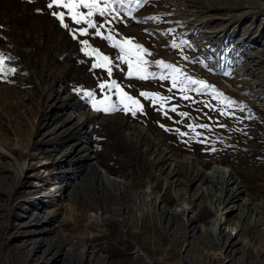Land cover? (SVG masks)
<instances>
[{
  "label": "rangeland",
  "instance_id": "374dc122",
  "mask_svg": "<svg viewBox=\"0 0 264 264\" xmlns=\"http://www.w3.org/2000/svg\"><path fill=\"white\" fill-rule=\"evenodd\" d=\"M48 2L0 0V53L16 69L0 73V264H264V0H141L139 6L133 0L118 7L119 17H109L100 32L147 49L145 67L156 73L147 80L129 77L120 49L94 35L95 29L74 38L72 31L85 25L75 24L62 7L48 9ZM52 11L65 12L69 28ZM95 21L99 25L104 18L97 15ZM81 40L111 59V75L93 68L96 57L83 51ZM129 59L135 72L136 58ZM161 60L213 87L181 75L173 87L172 70L155 63ZM161 73L170 78L161 80ZM104 81H115L143 110L124 111L116 89L98 87ZM89 90L97 100L111 96L117 109H93L84 96ZM140 92L167 100L154 103ZM73 121L75 128L57 131ZM73 142L122 179L124 188L95 177L86 161L66 153ZM165 151L176 159L190 157L192 167L206 171L213 165L232 169L248 189L243 197L261 204L260 225L247 232L237 227L239 216L227 214L231 203L216 207L208 195L199 216L198 200L190 205L198 225L216 217L225 222L238 241L231 256L217 245L203 246L192 226L162 214L161 198L169 209L180 206L164 187L169 163L153 162ZM47 156L54 161L40 165ZM49 176L69 182V191L44 197L55 182ZM188 179L192 173L179 186L187 190L182 197L192 200L201 183ZM137 189L150 191V200L134 197ZM246 205L239 214L257 217ZM98 212L101 218L92 215ZM135 245L148 259H133Z\"/></svg>",
  "mask_w": 264,
  "mask_h": 264
},
{
  "label": "bare ground",
  "instance_id": "6f19581e",
  "mask_svg": "<svg viewBox=\"0 0 264 264\" xmlns=\"http://www.w3.org/2000/svg\"><path fill=\"white\" fill-rule=\"evenodd\" d=\"M261 49L263 51V57H264V45H262ZM75 127H76V123L73 121L70 124L66 123V124L60 125V127H57V131H60V134H64L68 130L75 128ZM49 133L50 132L45 130L43 132V136L48 137L47 135ZM69 147L70 149L66 153H69L71 155L75 153L73 156H76V158L78 159L80 163L89 164L90 173H94L95 177L99 175L100 177H102L101 179H103L104 181L113 182V183L116 182L118 185L123 187V184H124L123 180L118 177L110 176L107 173V171L104 168H101L100 165L95 161L96 159L94 160V158L89 157V155L86 153L87 149H83L82 144L78 142H73V143H70ZM52 158L53 157L51 156L45 157L43 159V162L40 163V165H44L45 163L49 162L46 159L50 160ZM54 158H53V161H54ZM185 159L187 160V162H185ZM165 161L169 163V165H167V169H168L167 179L168 180L164 184L165 185L164 187H165L166 193L168 194L169 192L170 194L172 193L173 198L177 200L180 206L179 207L176 206L175 208L169 209L164 205L165 199L161 198L160 199V203H161L160 209L162 211V214L168 215L171 219H176L180 225L181 223L182 224L187 223L189 224V226H192V231L193 233H195V236H196L195 239L199 240L200 244H203V246L211 245V244L217 245L221 248L222 251L225 252L226 256H231L230 254H233V252L236 251V246H237L238 241L235 239V237H233L231 232H227L226 227H225V222H222L219 217H216L214 219H211L210 221L208 220V226L198 225L195 219L196 217L194 215H189L190 208H192L190 207V205H192L193 201L198 200L199 203H198V207L196 208V210L198 211L197 214L199 216L202 213L203 209L205 207L206 208L208 207L207 205L208 203H206V201L203 200V198L207 197L208 195L211 196V200H212L211 203L216 205V207L219 206L220 204L227 205L231 203L227 207V210H226L227 214L233 213V215L236 214L237 216H239L238 220L236 221V225L237 227H239V230L244 229L247 232L249 231L250 228L260 225V221L262 217L260 216L261 204H257V202L256 203L253 202L251 200L252 198L249 200H246L243 197L244 193L245 194L248 193V189L246 187L245 188L242 187L241 185L242 182L240 178H238L234 174V171L232 169H229L228 167L225 168L220 165H213L209 171L208 170L206 171L202 166L198 164L192 167L190 157L185 156L183 157V159H176L172 157L171 155H169L168 151H165L164 154L159 153V155L155 158L153 162L159 163V162H165ZM60 172H62V170H58L56 172V175L59 174ZM190 173H192V179H188L189 182L194 184L195 181H199L201 183L200 187L197 188V191L193 194L194 197L192 200H188V197L186 196H185L186 198L184 196L182 197V195H184L187 192V190L183 192V187L181 188L179 186L181 184L186 183L187 179L185 180V178H188ZM47 179L48 180L53 179L52 181H55V182H54V185L53 183H51L52 185L50 186V188L49 187L46 188L48 190L43 193L45 194L44 197H47L49 195H54V194H58V196H62L67 191H69L68 188L70 189L69 182H67L64 179H58L57 176H54V178L49 176V178ZM133 193H134V197H137L139 194H141L143 202L147 200L149 201L150 195H152L150 191L148 190L145 191V190H139V189L135 190ZM143 202H142V205L140 206H143V207L147 206L146 205L147 203H143ZM243 204H247L246 206H248L249 209L251 208L252 211L256 212L257 217L253 218L250 215L248 216L247 215L248 212L245 213V211L244 213L239 214L238 210L241 208ZM105 208H106V205H105ZM146 210L147 208L142 209L143 213H145ZM38 212L40 213V215L43 214V212L41 211H38ZM34 215H35L34 213L33 214L30 213L28 217L34 218ZM92 215H94L97 218H101V216L99 215V212L92 213ZM227 220H230V218H227ZM242 221H245V223L243 224ZM132 226H138V224L134 221ZM167 226H170V224H167ZM133 231H134L133 233H137V229H133ZM197 232H198V235H197ZM211 233L213 234V239L209 237L208 235ZM200 244H197V245L200 246ZM243 248L245 247L243 246ZM132 252H134L133 259L135 260H137L138 258L148 259L147 254L142 249L138 248L136 245L133 246ZM185 257L189 258L187 257V255H185Z\"/></svg>",
  "mask_w": 264,
  "mask_h": 264
},
{
  "label": "snow or ice",
  "instance_id": "6c2138e0",
  "mask_svg": "<svg viewBox=\"0 0 264 264\" xmlns=\"http://www.w3.org/2000/svg\"><path fill=\"white\" fill-rule=\"evenodd\" d=\"M126 2L127 4L130 5L133 2V0H50V2L47 3L46 7L48 9H52L54 6L57 8L62 7L63 9L67 10V15L71 18L72 21L75 22V24L85 25V27H81L77 30L72 31V35L74 38L76 37L77 32H79L81 35H87L89 33V29H95L94 35L102 36L103 39L111 41L112 46L119 48L120 52L122 53V55L118 58L125 60L126 63H128L127 74L129 77L135 75L137 78L143 80H147L149 78H155L156 73L148 72L147 68L145 67L149 63L148 61L143 59V54L147 53V49H144L142 45L133 44L130 38H124L122 41H116L111 34L103 36L102 33L100 32L101 28H105L107 24L111 23V21L108 19L109 17H111L112 19H117L119 17L120 12L118 10V7L119 9H125ZM140 2L141 0H135V3L138 6L140 5ZM81 9H85L86 11H81ZM37 11L40 10L38 9ZM50 14L54 17H57L64 28H69V24L64 23L65 12L52 11ZM127 14L132 15V9L130 7L127 8ZM97 15L104 18V23H101L99 25L96 23L95 17ZM0 27H2V25H0ZM109 32H111V30H109ZM80 43L84 45L83 51L87 55L96 57L97 62L93 64V68H104L107 70L108 74L111 75L112 72V68L110 66L112 63L111 59L108 56L101 53L99 49L91 47V45H89L88 40H81ZM172 47L179 48L180 45L173 43ZM133 49H135L136 51H133ZM131 56H135L137 61L135 72L133 71L132 60L129 59V57ZM8 59H9L8 56H6L3 53H0V73L4 74L5 76L9 72L14 73L16 71L15 68L7 67L6 61ZM185 59L188 58L185 57ZM155 63L159 65L161 68L172 70L171 79H172L173 87L177 86L178 75L184 76L186 80L190 81L193 84L201 85L202 88L213 87L208 85L205 81L194 80L191 77L186 76V74H184L181 69L177 68L173 64L166 63L162 60L156 61ZM159 78L161 80H166L169 79L170 77L161 73ZM98 87L101 90L105 88L116 89L120 96L119 105H123L124 111L131 112L132 115H136V112L138 110L139 111L143 110V105L140 103V101L130 96L128 93L124 92L123 88H121V86L117 84L115 81H111L110 83L107 81L101 82L98 85ZM196 90L199 91L200 89H196ZM139 95L153 100L154 103L167 100L166 97L160 96L159 93L140 92ZM218 95H222V94H218ZM84 96L89 100L93 109L97 111L109 112L116 110L118 107L117 103L112 102L111 96L105 95L104 99L97 100L95 90L86 91L84 93ZM185 98L187 99L188 97ZM228 103L231 104L232 101L229 100ZM172 111H176V109L173 108ZM182 115H187V113H182ZM200 127H207V125H201Z\"/></svg>",
  "mask_w": 264,
  "mask_h": 264
}]
</instances>
